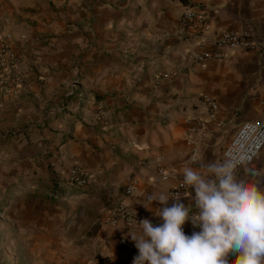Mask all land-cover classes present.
Masks as SVG:
<instances>
[{
    "label": "crops",
    "instance_id": "0c3cea01",
    "mask_svg": "<svg viewBox=\"0 0 264 264\" xmlns=\"http://www.w3.org/2000/svg\"><path fill=\"white\" fill-rule=\"evenodd\" d=\"M189 9L203 13L206 23L182 29L181 16ZM227 33L244 34L256 46L222 49L216 41ZM0 37L31 68L18 95L0 92V130L11 118L23 126L42 114L48 121L35 132L52 144L44 151L55 152L57 167L70 169L77 160L93 174L78 190L102 215L97 255H81L80 264L102 257L111 264L132 261L138 249L128 233L139 231L138 224L109 222V208L123 203L159 225L154 209L160 204L148 198L168 195L171 206L181 170L203 172L204 164L222 162L240 124L263 114L261 0H0ZM203 49L224 56L196 64L192 55ZM163 73L174 75L159 77ZM204 95L219 104L205 135L198 126L208 118ZM236 174L264 189V148ZM180 201L195 213L190 196ZM183 230L199 231L191 221Z\"/></svg>",
    "mask_w": 264,
    "mask_h": 264
},
{
    "label": "rangeland",
    "instance_id": "374dc122",
    "mask_svg": "<svg viewBox=\"0 0 264 264\" xmlns=\"http://www.w3.org/2000/svg\"><path fill=\"white\" fill-rule=\"evenodd\" d=\"M43 117L23 126L5 117L12 124L0 130V264H80L81 255H97L102 215L78 190L91 180H73L72 167L59 169L55 152L44 151L52 144L35 132Z\"/></svg>",
    "mask_w": 264,
    "mask_h": 264
},
{
    "label": "clouds",
    "instance_id": "9594fccd",
    "mask_svg": "<svg viewBox=\"0 0 264 264\" xmlns=\"http://www.w3.org/2000/svg\"><path fill=\"white\" fill-rule=\"evenodd\" d=\"M242 165L245 160L226 154L222 162L204 164L203 172L181 170L194 214L180 197L168 206V195L150 196L152 204H160L154 214L162 222L154 225L145 218L139 220V231L128 233L138 249L132 264H230L231 255V264H264V189L237 176ZM187 221L200 230L186 235Z\"/></svg>",
    "mask_w": 264,
    "mask_h": 264
},
{
    "label": "built area",
    "instance_id": "2783aa9c",
    "mask_svg": "<svg viewBox=\"0 0 264 264\" xmlns=\"http://www.w3.org/2000/svg\"><path fill=\"white\" fill-rule=\"evenodd\" d=\"M261 1L264 3V0ZM194 22L204 25L206 23V16L194 9H189L182 14L180 19L182 29H186ZM216 45L222 49H227L228 47L252 48L256 46V42L247 38L244 34L227 33L216 41ZM223 56V51H213L211 49H203L201 52L192 55L193 61L199 65H204L209 59L222 58ZM30 73L31 68L29 63L25 60L22 53L7 37H0V92L12 95L19 94L29 84ZM172 75L174 73H163L159 77H170ZM203 101L208 110V118L199 120L198 126L204 130L203 135H205L208 123L217 117L219 104L214 98L208 95L203 96ZM263 148L264 110L260 118L246 120L240 124L233 138L224 148L222 159L224 160L226 154H229L238 159L245 160L246 164H251L259 156ZM71 175L73 180H78L80 184L88 183L93 179V174L84 169L79 161L74 162L71 168ZM161 175L163 179H167L168 177L167 174L162 172ZM131 192L132 186H129L127 193ZM190 192V189H185L180 183V186L173 189L172 195L174 197H180L188 195ZM192 195H195L194 189L192 190ZM108 212L109 222L113 223H116L120 218H125L132 224H139V220H141L140 214L135 213L123 203L112 206ZM122 243L128 248L132 247L130 241L125 238L122 239ZM132 261L123 264H132ZM96 262L97 264H111V262L103 257L97 258Z\"/></svg>",
    "mask_w": 264,
    "mask_h": 264
}]
</instances>
